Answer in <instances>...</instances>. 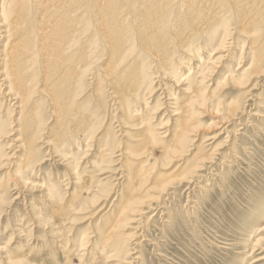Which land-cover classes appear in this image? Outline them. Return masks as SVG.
Segmentation results:
<instances>
[{"label":"rangeland","instance_id":"obj_1","mask_svg":"<svg viewBox=\"0 0 264 264\" xmlns=\"http://www.w3.org/2000/svg\"><path fill=\"white\" fill-rule=\"evenodd\" d=\"M189 19L185 26L177 27L189 29ZM201 27L196 24L188 31L197 36L188 48L184 43L188 33L174 42L170 70L175 73L162 81L166 87H158L157 78L145 103L139 97L144 90L130 98L129 111L143 106L144 114L152 118L149 128L124 125L127 129L120 130L119 117L126 113L113 103L120 99L110 97L106 77L96 68L86 78L80 97L86 99L83 109L94 115L85 131L77 130L76 125L60 127L61 122L54 123L49 110H44L42 140L62 139L65 151L39 147L37 170L28 178L36 190L25 193L24 202L0 205V264H121L120 258L105 259L93 250L100 247L105 222L137 197H154L155 202L144 208L132 227L120 231L130 235L132 228L136 229V237L127 244L130 264H264V72L240 86L238 81L249 72L242 71L254 56L246 50L247 45L240 53L246 42L234 38L231 27L223 54H215L226 29L222 27L209 43ZM199 55L209 100L195 110L196 129L185 152L178 158L161 159L157 150L170 143L178 121L171 117L174 103L188 101L180 91L196 77L193 68L194 75L186 76L188 68L198 65ZM108 62L102 57L97 67ZM146 67L151 79L163 73L152 62ZM176 79H183V85L174 84ZM234 103L240 110L225 123L222 119L229 116ZM157 104H162L159 110ZM147 129L159 134L160 141L150 147L159 159L146 168V160L136 157L145 148L139 136ZM164 131H168L165 136L161 135ZM207 156L210 160L213 156L212 162L208 160L199 175L176 182ZM7 170L0 175L16 171L14 167ZM137 172H145L142 187L132 183ZM168 181L170 188L159 197L157 188ZM2 184L1 198L5 200L7 183ZM54 193L60 196L50 198ZM53 212L57 215L50 218Z\"/></svg>","mask_w":264,"mask_h":264},{"label":"bare ground","instance_id":"obj_2","mask_svg":"<svg viewBox=\"0 0 264 264\" xmlns=\"http://www.w3.org/2000/svg\"><path fill=\"white\" fill-rule=\"evenodd\" d=\"M187 17L192 21L191 27L180 30L178 27L184 25ZM196 24L203 26L200 32L206 33L209 43L222 27L226 29L222 33V44L213 50L215 54H223L226 38L230 36L228 30L234 27V38L246 42L240 47V53L247 45L246 50L254 55L251 63L242 71L249 72L238 81L239 85L255 77L260 78L264 72V0H0V173L6 168L16 169L13 173L3 172L0 175V187L2 183H7V198L2 199L0 192V205H9L20 199L24 202L27 197L25 193L31 194L36 190L28 181L37 170L39 147L48 146V150L61 153L65 151L62 139L42 140L44 110H49L54 123L61 122L60 127L76 125L77 130H86L94 115L83 109L86 99L80 97L86 87V78L92 75L93 69H100L98 71H102L106 77L110 97L120 99L113 102L126 113L119 117L120 130L127 129L124 125L138 130L149 128L152 118L144 114L143 106L140 110L129 111L130 98L144 90L139 97L145 103L146 95L148 99L151 98L153 80L157 78L160 80L158 87H166L162 81H167L165 77L175 73L170 70L175 43L186 33V47L194 43L192 41L197 36L188 31ZM136 26V30L132 31V27ZM241 56L237 62L242 59ZM102 57L109 62L97 67ZM218 58L222 59L223 55ZM196 61L198 65L188 68L190 70L186 76L194 75L191 71L193 68L197 71L196 77L180 91L188 101L174 103L171 117L178 118V121L170 143L157 150L161 159L168 160L167 156L170 155L178 158L185 152L193 140L192 131L196 129L195 110L209 100L200 55ZM151 62L163 72L152 79L146 67ZM175 81L174 84L183 85V79ZM161 106L157 104L156 110ZM230 110L223 121L235 117L240 110L239 104L234 103ZM167 132L161 135L165 136ZM139 137L145 148L136 158L146 160V168L151 167L159 158L155 156L156 150L150 147L157 146L160 136L147 129ZM10 148L13 149L9 151ZM109 154L115 152L110 151ZM121 155L126 153L122 152ZM208 160L209 156L203 158L189 173L178 176L176 182L182 183L196 175L208 164ZM144 182L145 172L133 175L135 187H142ZM170 183L157 188L159 197L170 188ZM59 196L60 193H54L50 198ZM154 199L137 197L128 206L118 209L115 217L105 222L100 247L94 248V254L103 255L105 259L120 258L121 264H130L127 244L133 242L136 229L132 228L130 235L121 234L120 231L134 224ZM56 215L53 212L50 218ZM81 245L83 247L86 243Z\"/></svg>","mask_w":264,"mask_h":264}]
</instances>
